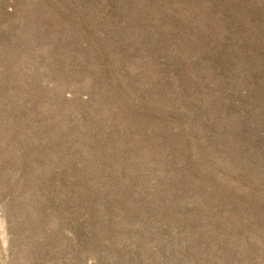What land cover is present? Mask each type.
<instances>
[{
	"label": "rangeland",
	"instance_id": "obj_1",
	"mask_svg": "<svg viewBox=\"0 0 264 264\" xmlns=\"http://www.w3.org/2000/svg\"><path fill=\"white\" fill-rule=\"evenodd\" d=\"M0 264H264V0H0Z\"/></svg>",
	"mask_w": 264,
	"mask_h": 264
}]
</instances>
